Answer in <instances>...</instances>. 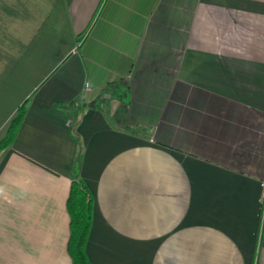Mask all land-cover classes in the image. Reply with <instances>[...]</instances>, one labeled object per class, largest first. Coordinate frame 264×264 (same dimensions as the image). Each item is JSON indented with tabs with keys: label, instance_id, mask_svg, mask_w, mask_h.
Listing matches in <instances>:
<instances>
[{
	"label": "crops",
	"instance_id": "obj_1",
	"mask_svg": "<svg viewBox=\"0 0 264 264\" xmlns=\"http://www.w3.org/2000/svg\"><path fill=\"white\" fill-rule=\"evenodd\" d=\"M26 99L0 264H72L75 177L90 264H264V0H0V140Z\"/></svg>",
	"mask_w": 264,
	"mask_h": 264
},
{
	"label": "trees",
	"instance_id": "obj_2",
	"mask_svg": "<svg viewBox=\"0 0 264 264\" xmlns=\"http://www.w3.org/2000/svg\"><path fill=\"white\" fill-rule=\"evenodd\" d=\"M30 99L23 101L17 108V113L11 120L7 132L0 140V153L8 149L18 132L26 113ZM77 142L75 167L78 166L83 146L79 137H74ZM93 197L84 182L75 177L72 180L69 196L67 199V210L70 217V236L68 240V253L72 264H90L85 246L89 235L92 221Z\"/></svg>",
	"mask_w": 264,
	"mask_h": 264
},
{
	"label": "built area",
	"instance_id": "obj_3",
	"mask_svg": "<svg viewBox=\"0 0 264 264\" xmlns=\"http://www.w3.org/2000/svg\"><path fill=\"white\" fill-rule=\"evenodd\" d=\"M86 90L89 91L90 90L89 87H87ZM75 105L77 106V105H79V103L76 102ZM263 187H264V182H263ZM260 200H261L262 208H263V212L262 213L264 214V188H263V191L261 193V199Z\"/></svg>",
	"mask_w": 264,
	"mask_h": 264
}]
</instances>
